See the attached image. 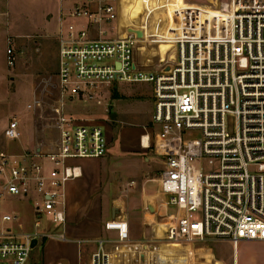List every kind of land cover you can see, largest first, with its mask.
<instances>
[{
    "label": "built area",
    "instance_id": "obj_1",
    "mask_svg": "<svg viewBox=\"0 0 264 264\" xmlns=\"http://www.w3.org/2000/svg\"><path fill=\"white\" fill-rule=\"evenodd\" d=\"M61 1L71 2V10L63 12L58 36L59 146L51 152L23 150L20 158L0 152V198H31L36 214L64 224L65 185L82 176L72 162L101 159L109 146L106 126L65 115V102L102 98L116 83H144L153 88L152 122L159 132L153 142L144 135L141 145L163 161L159 181L172 210L164 239L172 244L214 239L233 247L264 241V0H227L219 9L183 0L171 16L166 11L155 20L156 30L170 33L163 39L145 30L140 38L135 27L106 38L112 32L105 26L119 16L114 0ZM165 41L173 44L167 64L158 71L135 68L138 45ZM7 46L12 68L13 38ZM3 135L19 140L17 118ZM2 221L16 223L18 216L7 213ZM105 228L118 233V242L129 240L126 222L110 221ZM42 236L2 228L0 264H27L33 242ZM107 244L98 242L91 264H111Z\"/></svg>",
    "mask_w": 264,
    "mask_h": 264
},
{
    "label": "rangeland",
    "instance_id": "obj_2",
    "mask_svg": "<svg viewBox=\"0 0 264 264\" xmlns=\"http://www.w3.org/2000/svg\"><path fill=\"white\" fill-rule=\"evenodd\" d=\"M153 0H137V8L132 12L128 10L127 0H114L117 7L122 6V14L118 19L105 27L112 33L106 38H117L118 34L126 27H135L141 31L157 27L155 20L160 18L162 9L160 4L152 5ZM227 0H215L216 4L210 6L219 9V3ZM153 8L149 11L154 14L148 20H142L147 12V6ZM199 5H203L200 4ZM206 5V4H205ZM71 2L63 3L61 0H0V152L19 154L24 149L34 151V134L42 135L48 147H54L56 138L53 109L54 101L59 99L58 89V46L54 39L57 33L58 19L62 10L67 14L71 10ZM143 8L145 9L143 11ZM129 11V14L127 12ZM152 22L153 26H151ZM137 23V24H136ZM151 27V28H150ZM120 29V32L118 31ZM13 36L16 63L10 68L7 65L6 51L7 35ZM31 35L34 39H22L18 42H29L28 48L22 54L17 47L16 37ZM38 41L37 52L33 42ZM164 44L146 42L138 45L135 53V68L144 71H158L168 63L171 50L163 55L160 48ZM158 47V50H157ZM143 49V50H141ZM166 61V62H165ZM116 90L110 91L100 98L93 100L66 101L64 114L87 121H99L106 127L126 128L125 143L136 148L133 159L141 163L144 159L140 149V137L149 132L154 135L159 132L157 125H152L154 102L152 99L153 88L144 83H116ZM113 86V88L115 87ZM110 104V106L108 105ZM28 106H32L28 109ZM60 113V110L58 111ZM17 118L20 122V138L13 142L4 138L3 132L9 122ZM34 126V127H33ZM33 129H30L32 128ZM151 127V131L146 130ZM228 128L233 130L234 121L228 120ZM23 132V133H22ZM118 135V134H117ZM117 139V137H116ZM120 144V140H116ZM52 149V148H51ZM55 150V149H53ZM38 151L41 152L39 149ZM44 151V152H51ZM76 160L73 163H79ZM155 174L161 173L164 164L161 159L154 161ZM21 213L22 221L28 227L34 217V200L31 198L18 199L4 194L0 198V230L11 227L17 231L15 222L4 223L2 216L11 212ZM33 215V217H32ZM38 215V214H37ZM43 217L45 215L43 214ZM262 241L241 242L237 250V261L241 264H264V244ZM144 250L131 251L128 255L117 253V258L112 256V264H222L221 258L212 254L213 249L222 248V244L214 239L198 241L195 243L172 244L167 240L152 241ZM226 254L229 260L234 257L233 245L227 246ZM38 261L41 253L36 249L31 254ZM144 256V257H143ZM228 258V257H227ZM221 261V262H220ZM27 264H33L31 259ZM224 263V264H225Z\"/></svg>",
    "mask_w": 264,
    "mask_h": 264
},
{
    "label": "crops",
    "instance_id": "obj_3",
    "mask_svg": "<svg viewBox=\"0 0 264 264\" xmlns=\"http://www.w3.org/2000/svg\"><path fill=\"white\" fill-rule=\"evenodd\" d=\"M186 1L197 4L200 2V4H206L208 6L216 4L214 2L215 0ZM160 3L162 13H165L168 9L173 7L178 10L177 8L183 4V0H153L151 2L152 5ZM127 5L128 10L134 12L137 8V0H127ZM152 8L153 7L150 5L147 6V12L145 16L141 18L142 20L149 19V11ZM122 9L123 7L118 5L119 16L122 14ZM145 9L143 8V11ZM129 11L127 14H129ZM63 12L62 10L59 15L57 33L54 36L57 46L59 43L58 36ZM211 15L219 17L220 20L223 19L225 22L229 19L228 14H223V12H212ZM163 18H166V15ZM209 18L210 17H206L205 19L208 20ZM126 29L125 27L118 36H122ZM156 29L154 30V34H156L159 39L164 38L165 31L167 36H170V33L167 32V28L166 30L165 28H162V30ZM118 30L120 32L119 28ZM146 33L149 34L148 31H146ZM8 37L13 36L8 34L7 38ZM22 39L32 40L34 36L19 35L16 37L17 47L23 54L25 49L28 48L29 42H18ZM33 43L37 52H40L38 49L39 42L34 40ZM161 43L167 45L166 47L162 46L160 48L165 56L168 50H171L173 44L169 41L157 42L158 47ZM138 48L137 50H139ZM57 82L59 89V80ZM59 100L60 96L59 99L54 101V119L51 120L52 123H54L56 132V138L52 141L55 144L54 147H48L45 140L41 138V134H34V129V131H32V136L34 137V151H27L37 152L40 149L41 152H44L58 149L60 136L58 118L61 114ZM59 110L60 113H58ZM152 125H154L153 122ZM33 127L30 129H33ZM106 128L109 141L106 156L101 159H82L81 162L76 164L72 162L81 169L82 176L69 181L65 185L64 209L66 212V221L64 224L54 223L46 214H44L45 217H43V215L40 216L34 213V217L32 215L31 225L27 227L22 221L21 213L11 212L18 216V222L15 223L17 231L43 235L36 241V246L33 249V251L39 249L41 253L38 261L30 256L33 264H91L92 255L98 250V242L100 240L109 242L106 246V250L110 256L117 258V253L128 255L131 251L135 252L150 247L149 244L152 241L164 239L165 223L167 221L166 215L172 212V210L167 208L168 198L161 191V184L159 181L160 173H158L157 176L154 171V165H152L155 160L158 161V158L155 157L152 149L147 150L141 145V138L144 135H148L152 142L154 140V135L149 132L141 135L140 149L145 156L143 158L144 160L140 163L132 160L134 152L137 149L125 143L124 137L126 128L121 127L117 129L109 125ZM150 128L151 127H149V129L146 128V130L151 131ZM118 139L120 140V144L115 142ZM38 219L40 227L36 226V221H38ZM114 220H120L128 224V241L123 243L118 242V233L105 228L108 222ZM60 234L65 235V240L59 238ZM218 243L222 244V248H214L212 254L214 257L216 255L219 256L221 261H223L220 262L224 264V260L229 259L225 248L231 245V242L218 241ZM240 243L237 247H233L234 257L232 260H229L230 264H241L240 260H236V253ZM258 243L264 244V241ZM243 264H247V262L245 261Z\"/></svg>",
    "mask_w": 264,
    "mask_h": 264
},
{
    "label": "water",
    "instance_id": "obj_4",
    "mask_svg": "<svg viewBox=\"0 0 264 264\" xmlns=\"http://www.w3.org/2000/svg\"><path fill=\"white\" fill-rule=\"evenodd\" d=\"M130 31H133V30H130ZM137 33V35L142 38L143 37V32L141 30H138V31H135ZM36 241L33 242V248H35L36 246Z\"/></svg>",
    "mask_w": 264,
    "mask_h": 264
},
{
    "label": "bare ground",
    "instance_id": "obj_5",
    "mask_svg": "<svg viewBox=\"0 0 264 264\" xmlns=\"http://www.w3.org/2000/svg\"><path fill=\"white\" fill-rule=\"evenodd\" d=\"M168 11L170 12V15H169V16H171V14H172L173 12H176L177 10H176L175 7H173V8H171V9H168ZM167 17H168V13H167ZM172 48H173V46H172ZM172 48H171V50H172ZM110 263L112 264V256L110 257Z\"/></svg>",
    "mask_w": 264,
    "mask_h": 264
}]
</instances>
